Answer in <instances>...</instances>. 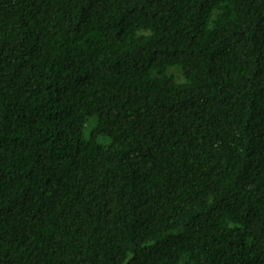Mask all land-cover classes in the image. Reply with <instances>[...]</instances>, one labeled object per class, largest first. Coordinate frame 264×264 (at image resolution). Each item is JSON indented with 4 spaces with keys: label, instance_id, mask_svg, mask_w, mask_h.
Masks as SVG:
<instances>
[{
    "label": "trees",
    "instance_id": "obj_1",
    "mask_svg": "<svg viewBox=\"0 0 264 264\" xmlns=\"http://www.w3.org/2000/svg\"><path fill=\"white\" fill-rule=\"evenodd\" d=\"M0 264H264V0H0Z\"/></svg>",
    "mask_w": 264,
    "mask_h": 264
},
{
    "label": "rangeland",
    "instance_id": "obj_2",
    "mask_svg": "<svg viewBox=\"0 0 264 264\" xmlns=\"http://www.w3.org/2000/svg\"><path fill=\"white\" fill-rule=\"evenodd\" d=\"M175 74H177V72H174ZM180 79V78H179Z\"/></svg>",
    "mask_w": 264,
    "mask_h": 264
}]
</instances>
